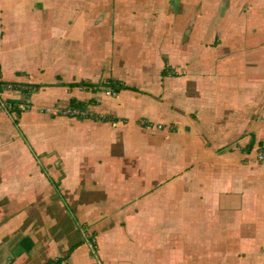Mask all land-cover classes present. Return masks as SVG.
Returning a JSON list of instances; mask_svg holds the SVG:
<instances>
[{
	"label": "crops",
	"instance_id": "obj_1",
	"mask_svg": "<svg viewBox=\"0 0 264 264\" xmlns=\"http://www.w3.org/2000/svg\"><path fill=\"white\" fill-rule=\"evenodd\" d=\"M0 67V264H264V0H0Z\"/></svg>",
	"mask_w": 264,
	"mask_h": 264
},
{
	"label": "built area",
	"instance_id": "obj_2",
	"mask_svg": "<svg viewBox=\"0 0 264 264\" xmlns=\"http://www.w3.org/2000/svg\"><path fill=\"white\" fill-rule=\"evenodd\" d=\"M3 85V89H11L13 88L12 84H2ZM81 88H83V85H80ZM33 88V87H32ZM105 89V93H107L108 95H112V96H117L118 95V89L113 87L110 82H108L106 84V86L104 87ZM1 93L2 91H0V103L8 110L12 111L14 110V105L13 102L11 101H1ZM18 106L21 110H27L29 108H31V104L27 101H21L20 103H18ZM41 110H46L47 112L50 113H57V114H64V115H70V116H80V115H87L90 111L87 109V107H80V106H71V105H53L51 107H45L42 108ZM158 126H162V124H158ZM255 157L257 158V160L264 162V142L259 144L256 147V153H255ZM84 235L86 236V238L89 240V242L91 243V245L94 247V244L92 242V240H90V234H88L86 231H84ZM44 264H68L66 258L63 257H55L54 259H50L47 260L46 262H44Z\"/></svg>",
	"mask_w": 264,
	"mask_h": 264
},
{
	"label": "trees",
	"instance_id": "obj_3",
	"mask_svg": "<svg viewBox=\"0 0 264 264\" xmlns=\"http://www.w3.org/2000/svg\"><path fill=\"white\" fill-rule=\"evenodd\" d=\"M164 72H166L165 69H164ZM0 76H1V67H0ZM109 82H110V84H111L113 87L117 88L118 90H119L120 88H123V87H124V88H133V87H131V86H129V85H126V84H123V83H119V82L114 81V80H110ZM107 83H108V82L106 81L105 84H107ZM2 84H3V81L0 80V91L3 90V85H2ZM73 84H81V85L86 86V87L91 86V85H94V83H88V82H85V81H80V82H77V83L74 82ZM29 90H30V89H29ZM13 105H14V110H18L19 112L21 111V109L19 108L17 102H13ZM69 105H71V106H80V107H84V108L86 107L84 101H82V100H78V99H76V98H73V99L71 100V102H70ZM91 115H93V114H92L91 112H89L87 115H80V116H91ZM104 118H107V117L105 116ZM90 240H92V242H93V244H94V247H95V241H94V239H93L92 236H90ZM72 248H74V247H72ZM72 248H71V250H72ZM71 250L67 253V255H66L65 257L69 256ZM65 257H63V258H65Z\"/></svg>",
	"mask_w": 264,
	"mask_h": 264
},
{
	"label": "rangeland",
	"instance_id": "obj_4",
	"mask_svg": "<svg viewBox=\"0 0 264 264\" xmlns=\"http://www.w3.org/2000/svg\"><path fill=\"white\" fill-rule=\"evenodd\" d=\"M102 93H104V95H107V94L105 93V89H103V92H102ZM254 152H255V150L251 151V154L253 155ZM252 155H251V156H252ZM164 241H166V242H164V244L167 243V241H170V242H171V240L169 239V237H165ZM167 247H169V246H167ZM170 260H171V259H169V258L163 259V262H164L163 264H170V263H171ZM165 261H166V262H165ZM161 262H162V261H161Z\"/></svg>",
	"mask_w": 264,
	"mask_h": 264
}]
</instances>
